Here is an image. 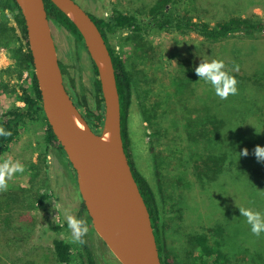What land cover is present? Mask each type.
Listing matches in <instances>:
<instances>
[{
    "label": "rangeland",
    "instance_id": "1",
    "mask_svg": "<svg viewBox=\"0 0 264 264\" xmlns=\"http://www.w3.org/2000/svg\"><path fill=\"white\" fill-rule=\"evenodd\" d=\"M85 11L97 18H108L114 11L143 13L155 0H75ZM208 11H207V10ZM169 10L194 20L219 18L224 6H210L205 0H175ZM233 14L245 15V10L234 7ZM213 14V15H212ZM264 18V12L260 14ZM59 60L69 70L67 83L74 84V91L85 92L90 104H94V66L87 50L77 54L72 35L52 24ZM122 37L114 38L112 45L126 60L135 77L133 100L128 130L131 139V155L137 169L154 188L164 224L166 254L175 264L182 263L183 252L198 233H207L214 225L225 228L222 249L233 258V264H264V233L260 236L250 231L246 218L239 209L260 212L264 215L263 162L254 155L257 145L264 146V136L242 133L240 110L231 103H223L213 87L199 79L195 67L200 62L223 61L224 71L238 80L239 60L236 49L246 53L264 50V34L257 38L236 36L226 42L211 43L199 34L187 31L150 30L146 43L150 49L136 51ZM14 60L6 48H0V69L8 68ZM5 82L16 83L14 77L1 74ZM30 72L25 71L19 83L30 82ZM230 96L247 94L258 97L253 90L239 91ZM16 95L0 93V111L10 105ZM254 108H260L252 102ZM260 109L257 111L259 112ZM225 118L227 128L223 139L229 147V159L224 171L213 180L195 174V160L210 153L209 141L201 139L196 124L208 117ZM223 116V117H222ZM264 120V115L262 116ZM222 120V119H221ZM254 121L255 118L249 119ZM156 132V134L154 133ZM199 135V134H198ZM46 127L30 125L23 130L11 150L1 159L18 161L23 172L5 177L7 187L0 190V201L6 192L19 191L20 201L9 210L12 229L2 233L5 224L0 223V264H59L53 248L55 239H64L74 247L76 262L81 264L84 252L81 242L72 240L68 216L79 220L83 200L77 178L64 154L54 147H46ZM196 140H195V137ZM225 147V144H224ZM236 152L234 153V148ZM248 150V155L239 153ZM39 154L47 158L48 168L41 167L39 176L33 177L31 161ZM235 160V162H233ZM52 194L42 206L41 194ZM86 243L93 250L98 264H121L99 237L86 213ZM61 226V230L54 227ZM165 251L161 243L162 254ZM177 260V261H176Z\"/></svg>",
    "mask_w": 264,
    "mask_h": 264
},
{
    "label": "trees",
    "instance_id": "2",
    "mask_svg": "<svg viewBox=\"0 0 264 264\" xmlns=\"http://www.w3.org/2000/svg\"><path fill=\"white\" fill-rule=\"evenodd\" d=\"M44 1L48 17L52 24L67 30L74 38L77 54L80 55L81 50H87L83 36L70 18L59 10L51 0ZM205 1L208 4L210 3L212 7L224 6V14L219 18L216 16L215 18H208L206 20H194L193 17L177 15L172 10H169V6L175 0H155L143 13V17H139L137 13H124L121 11H114L110 17L100 19L91 14L102 32L113 58L121 101V124L124 146L134 171V177L148 206L159 250H161L164 224L160 216L158 198L147 177L137 169L131 155V139L128 123L133 100L135 77L132 71L128 69L126 60L113 47L112 41L116 37H122L126 32L127 35L124 37L126 43L133 45L136 51L144 52L150 49L151 44L146 43L145 38L150 30L194 32L211 43L226 42L236 36L253 39L264 34V18L260 16L264 12V0ZM234 7H240L245 10V15L233 14L229 16L228 12L234 11ZM1 47L9 51L14 62L8 68L0 69V93L4 92L7 94L10 92L15 94L16 97L10 105L6 106L4 111H0V129L10 132L9 135H0V159L11 150L24 129H27L30 125L39 124L46 127L45 146L47 148H57L68 160L63 147L53 133L44 113L42 96L34 71L33 56L28 42L24 16L15 0H0ZM255 49L253 48V52L251 53L236 49L240 56L239 73L241 74V76L237 74L239 79L236 80V88L240 89L239 91L253 90L258 94V97H252L247 94L239 97L228 95L227 98H222L221 100L223 103H231L232 108L236 107V112L240 110V117H247V119L240 123L242 133L264 136V120L262 117L264 115V50L261 49L254 52ZM92 63L95 73L94 104H90L85 92L73 90L74 84L71 82L67 83V75H70L67 65L63 61H60V66L68 92L90 127L96 133H100L103 128L105 114L104 97L98 68L94 62ZM28 70L31 77L30 82L28 84L19 83L23 78L24 72ZM1 74L9 75L11 78L14 77L17 82L13 84L11 82H5ZM252 102L257 103L260 108H254ZM259 109L260 111L257 112ZM252 118H255V120H249ZM196 126V131L199 134L196 135L201 139L205 136V139L209 141L208 150L210 153L204 157L199 156L195 160V174L204 179H208L211 176L210 173L213 172L214 176L210 178L213 180L219 174L223 173V166L229 159V147H227V143H225L222 137L227 128V123L224 117L218 118V116H211L206 121L198 122ZM154 133L156 134V132ZM235 152L236 150L234 148ZM262 165L261 173L264 174V162ZM30 166L31 169L36 170V174L33 177H37L39 176L38 171L43 167L45 170L48 168L47 158L39 154L37 160L31 161ZM258 181L263 183L264 179L263 181ZM16 193H19V191H7L6 199L0 201V223L2 225L5 224V227L2 228L4 235L8 234L9 230L12 229L8 213L10 208L20 201L18 196H13L19 195ZM51 195L50 193L41 194L38 205L42 206ZM11 202L13 204L12 206ZM83 213L87 214L84 203L79 220L83 222V226L85 227ZM87 217V221L91 223V218L88 214ZM54 229L57 231L61 230V226H56ZM224 236L225 228L218 225H214L207 233H198L188 243L189 247L183 251L186 253L182 255V263L233 264V258L222 249L223 242L225 241ZM81 239L84 247V252L80 254V258H82L81 264H98L93 250L86 243L85 234ZM53 248L57 263L73 264L76 262L74 247L68 241L57 238L53 241ZM164 253L162 254L160 252L162 264H175L174 259L168 254L164 256Z\"/></svg>",
    "mask_w": 264,
    "mask_h": 264
},
{
    "label": "water",
    "instance_id": "3",
    "mask_svg": "<svg viewBox=\"0 0 264 264\" xmlns=\"http://www.w3.org/2000/svg\"><path fill=\"white\" fill-rule=\"evenodd\" d=\"M15 1L24 16L44 113L75 171L94 230L121 264H162L124 146L115 65L96 21L75 0H51L76 25L98 68L105 106L100 133L87 123L65 85L45 1Z\"/></svg>",
    "mask_w": 264,
    "mask_h": 264
},
{
    "label": "clouds",
    "instance_id": "4",
    "mask_svg": "<svg viewBox=\"0 0 264 264\" xmlns=\"http://www.w3.org/2000/svg\"><path fill=\"white\" fill-rule=\"evenodd\" d=\"M224 69L223 61L211 60L200 62L195 67V72L199 79H202L206 83L210 84L215 94L221 98H227L229 94H235L237 92L236 79L234 76L230 75ZM10 132L0 129V135H9ZM248 155V150L244 149L239 153V156ZM254 155L258 162H264V146L257 145L254 148ZM24 165L18 161L12 162L9 160H4L0 162V190L7 187L5 182V177L11 178L13 173L23 172ZM240 214L246 218V223L250 225V231L256 235L260 236L264 233V215L260 212H253L247 209H239ZM68 227L72 230V240L74 242H83L81 237L87 231L83 226L81 220L75 219L72 216H68Z\"/></svg>",
    "mask_w": 264,
    "mask_h": 264
},
{
    "label": "flooded vegetation",
    "instance_id": "5",
    "mask_svg": "<svg viewBox=\"0 0 264 264\" xmlns=\"http://www.w3.org/2000/svg\"><path fill=\"white\" fill-rule=\"evenodd\" d=\"M124 34L127 35L126 32H125ZM160 216H161V213H160ZM161 219H162V217H161ZM164 236H165V232H164V229H163L161 243H162L163 247H165V251L163 250V252H166L167 247H166V243H165V240H164ZM159 251L161 252V250H159ZM165 254H166V253H164V256H165Z\"/></svg>",
    "mask_w": 264,
    "mask_h": 264
},
{
    "label": "bare ground",
    "instance_id": "6",
    "mask_svg": "<svg viewBox=\"0 0 264 264\" xmlns=\"http://www.w3.org/2000/svg\"><path fill=\"white\" fill-rule=\"evenodd\" d=\"M77 124L82 131L86 132V127L83 124H81L79 121H77Z\"/></svg>",
    "mask_w": 264,
    "mask_h": 264
}]
</instances>
